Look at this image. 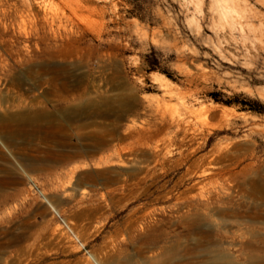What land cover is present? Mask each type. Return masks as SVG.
<instances>
[{
	"label": "rangeland",
	"instance_id": "obj_1",
	"mask_svg": "<svg viewBox=\"0 0 264 264\" xmlns=\"http://www.w3.org/2000/svg\"><path fill=\"white\" fill-rule=\"evenodd\" d=\"M73 1L0 0V264H264V0Z\"/></svg>",
	"mask_w": 264,
	"mask_h": 264
},
{
	"label": "bare ground",
	"instance_id": "obj_2",
	"mask_svg": "<svg viewBox=\"0 0 264 264\" xmlns=\"http://www.w3.org/2000/svg\"><path fill=\"white\" fill-rule=\"evenodd\" d=\"M88 1L89 0H75V1H73L72 7L74 10H83L84 6L86 7V5H84V4H86V2H88ZM222 7H223V10H222L223 14L222 15H226V14H228L227 12L232 11L229 0H223ZM155 79L158 81H161V82L164 81L163 78L159 75H155ZM222 110H223V112L222 111L221 112L225 115H228L230 112V108H228V107H224ZM166 149H167V147H166Z\"/></svg>",
	"mask_w": 264,
	"mask_h": 264
},
{
	"label": "trees",
	"instance_id": "obj_3",
	"mask_svg": "<svg viewBox=\"0 0 264 264\" xmlns=\"http://www.w3.org/2000/svg\"><path fill=\"white\" fill-rule=\"evenodd\" d=\"M228 104H232V102H228Z\"/></svg>",
	"mask_w": 264,
	"mask_h": 264
}]
</instances>
